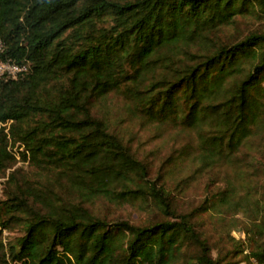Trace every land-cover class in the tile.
<instances>
[{"label": "trees", "instance_id": "16d2710c", "mask_svg": "<svg viewBox=\"0 0 264 264\" xmlns=\"http://www.w3.org/2000/svg\"><path fill=\"white\" fill-rule=\"evenodd\" d=\"M0 40L5 264H264V0H0Z\"/></svg>", "mask_w": 264, "mask_h": 264}, {"label": "rangeland", "instance_id": "374dc122", "mask_svg": "<svg viewBox=\"0 0 264 264\" xmlns=\"http://www.w3.org/2000/svg\"><path fill=\"white\" fill-rule=\"evenodd\" d=\"M243 18H249V17H243ZM149 133V132H147ZM143 138H146V135H144V133H142ZM168 139V134L163 136V140L162 139H156L153 141L154 143L158 142H162L165 145L166 140ZM169 142H171V138L169 139ZM153 144L148 145L152 146ZM17 157L19 158V161H17L15 163L16 165H22V166H26L28 165L30 158H25L24 160L21 159V156L19 153H17ZM187 171V169H186ZM186 173V172H184ZM5 179V177L0 178V186L2 185V180ZM204 176H200L198 177L196 180H194L191 185L189 187H187L183 192H181L179 198H180V202H181V207L182 209H189L191 207H193L194 205H196L199 200L203 197L204 195ZM1 191V189H0ZM108 210V209H107ZM150 212V207L144 203H135V204H129V203H125L124 205L117 207L114 211V215L118 214L120 216L123 217H128L131 220L135 221V222H142L149 214ZM211 224L208 223L207 227H210ZM213 230V229H212ZM214 231V230H213ZM232 234L236 237L239 236H244V233L242 230H237V229H233ZM17 232H15V230H4L3 231V236H4V240H6L7 238L16 235ZM214 237H217V234H214ZM2 256L0 255V264H5L4 261L1 259ZM238 264H258L252 257L250 258V260L248 261H240Z\"/></svg>", "mask_w": 264, "mask_h": 264}, {"label": "built area", "instance_id": "2783aa9c", "mask_svg": "<svg viewBox=\"0 0 264 264\" xmlns=\"http://www.w3.org/2000/svg\"><path fill=\"white\" fill-rule=\"evenodd\" d=\"M1 48L2 42L0 40V49ZM26 68L27 64L0 59V84L3 79L16 77L19 73L26 70Z\"/></svg>", "mask_w": 264, "mask_h": 264}]
</instances>
